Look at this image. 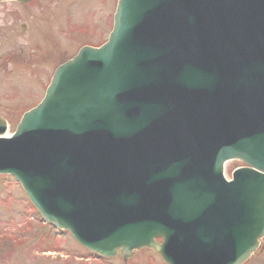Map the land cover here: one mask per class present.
Listing matches in <instances>:
<instances>
[{"label":"water","instance_id":"1","mask_svg":"<svg viewBox=\"0 0 264 264\" xmlns=\"http://www.w3.org/2000/svg\"><path fill=\"white\" fill-rule=\"evenodd\" d=\"M6 130L0 173L89 250L242 264L264 235V0H118Z\"/></svg>","mask_w":264,"mask_h":264},{"label":"rangeland","instance_id":"2","mask_svg":"<svg viewBox=\"0 0 264 264\" xmlns=\"http://www.w3.org/2000/svg\"><path fill=\"white\" fill-rule=\"evenodd\" d=\"M117 0L0 2V114L13 132L22 113L42 98L54 68L83 44L99 45L111 30ZM243 163L230 160L225 174ZM0 264H166L147 248L124 262L89 253L56 231L31 205L19 183L0 174ZM244 264H264V249Z\"/></svg>","mask_w":264,"mask_h":264},{"label":"flooded vegetation","instance_id":"3","mask_svg":"<svg viewBox=\"0 0 264 264\" xmlns=\"http://www.w3.org/2000/svg\"><path fill=\"white\" fill-rule=\"evenodd\" d=\"M1 2H9V1H1ZM31 1L27 2V3H22V4H29ZM21 4V3H20Z\"/></svg>","mask_w":264,"mask_h":264}]
</instances>
